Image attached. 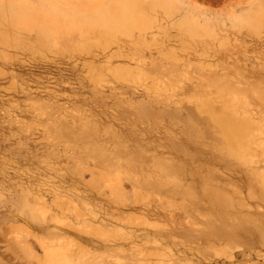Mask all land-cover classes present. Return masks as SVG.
Returning a JSON list of instances; mask_svg holds the SVG:
<instances>
[{
	"label": "rangeland",
	"instance_id": "374dc122",
	"mask_svg": "<svg viewBox=\"0 0 264 264\" xmlns=\"http://www.w3.org/2000/svg\"><path fill=\"white\" fill-rule=\"evenodd\" d=\"M0 264H264V0H0Z\"/></svg>",
	"mask_w": 264,
	"mask_h": 264
}]
</instances>
